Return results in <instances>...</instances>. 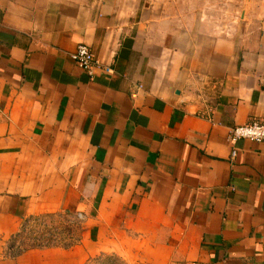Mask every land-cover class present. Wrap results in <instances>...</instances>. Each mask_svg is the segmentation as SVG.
Here are the masks:
<instances>
[{"label":"crops","instance_id":"1","mask_svg":"<svg viewBox=\"0 0 264 264\" xmlns=\"http://www.w3.org/2000/svg\"><path fill=\"white\" fill-rule=\"evenodd\" d=\"M252 120L264 0H0V239L83 216L0 264H264V143L229 140Z\"/></svg>","mask_w":264,"mask_h":264},{"label":"built area","instance_id":"2","mask_svg":"<svg viewBox=\"0 0 264 264\" xmlns=\"http://www.w3.org/2000/svg\"><path fill=\"white\" fill-rule=\"evenodd\" d=\"M70 57L80 68L84 69L90 77H94L97 73H104L107 75L114 73L113 66L98 58L87 45L79 46L77 50L70 55ZM200 98H205L203 93L200 94ZM229 140L232 143H236L239 140H250L256 143H264V122L252 120L248 124L231 129L229 133ZM235 156L236 151H233L232 157ZM75 220L81 221L83 220V216L78 215ZM29 223L31 222H27L24 225L22 229L23 231H26V226ZM22 240L23 237L19 234L4 242L0 239V243L3 242L2 247L4 248L5 257L16 258L25 253L26 249L24 248Z\"/></svg>","mask_w":264,"mask_h":264},{"label":"rangeland","instance_id":"3","mask_svg":"<svg viewBox=\"0 0 264 264\" xmlns=\"http://www.w3.org/2000/svg\"><path fill=\"white\" fill-rule=\"evenodd\" d=\"M74 223L75 225L79 224L76 221ZM70 224L71 222L63 224L57 219H55L54 221L52 220V222L48 220V222H45L44 224L42 223L41 226L38 224V222L29 223L26 226V231L24 230L25 235L23 236L22 240L24 248L27 249V247L29 248V246L31 247V245H38L39 243H43L45 245L50 240L56 241V239H59L63 241L67 239V234L63 236L60 235V233L70 228ZM76 227H78V225ZM2 243H0V246L2 245ZM25 244L27 245V247L25 246Z\"/></svg>","mask_w":264,"mask_h":264},{"label":"trees","instance_id":"4","mask_svg":"<svg viewBox=\"0 0 264 264\" xmlns=\"http://www.w3.org/2000/svg\"><path fill=\"white\" fill-rule=\"evenodd\" d=\"M47 218H54V217H47ZM46 217H40V218H36L34 220H32L33 222H38V224L41 226L42 223H45L46 220H47ZM68 222H71L70 220ZM71 225V226H70ZM68 229H66L65 231L61 232L60 235H65L67 234V239L65 240H57L54 241V240H50L48 241L45 245L43 243H39L38 245H34L31 247L29 246V248L27 247V245L25 244V246L27 247L26 251L30 250V249H34V248H49V247H55V246H61L63 248H72L76 245H78L80 243V240H81V237H80V234H79V227H76L77 225L75 224H70ZM19 235H21L22 237L25 235L24 234V231L22 230ZM59 235V234H58ZM64 239V238H63ZM107 256H101L99 258H97L96 260H92L90 262V264H104V260H108ZM106 264V263H105Z\"/></svg>","mask_w":264,"mask_h":264}]
</instances>
